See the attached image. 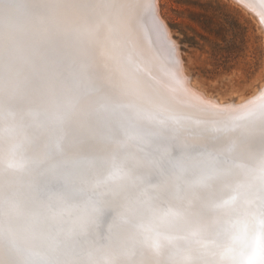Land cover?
Here are the masks:
<instances>
[{"label":"snow or ice","instance_id":"obj_1","mask_svg":"<svg viewBox=\"0 0 264 264\" xmlns=\"http://www.w3.org/2000/svg\"><path fill=\"white\" fill-rule=\"evenodd\" d=\"M158 12L0 0V264H260L264 87L241 105L187 87ZM161 52L189 111L138 102Z\"/></svg>","mask_w":264,"mask_h":264},{"label":"rangeland","instance_id":"obj_2","mask_svg":"<svg viewBox=\"0 0 264 264\" xmlns=\"http://www.w3.org/2000/svg\"><path fill=\"white\" fill-rule=\"evenodd\" d=\"M159 2L160 13L172 31V37L180 44L187 73H191L211 94L228 98L232 93L253 96L250 94L257 87V81L264 78V39L260 31L264 28L254 14L258 12L245 0L240 3L237 0ZM160 54L162 61H158L153 53L146 62V72L141 74L145 82L143 94L156 93L168 98L173 94L180 100L171 93L175 90L162 70L170 62L163 52ZM154 59L159 66L154 64ZM184 79L188 82L187 78ZM147 82L156 86L157 91L149 88ZM186 101L196 103L190 97Z\"/></svg>","mask_w":264,"mask_h":264},{"label":"bare ground","instance_id":"obj_3","mask_svg":"<svg viewBox=\"0 0 264 264\" xmlns=\"http://www.w3.org/2000/svg\"><path fill=\"white\" fill-rule=\"evenodd\" d=\"M160 0H155V2L159 5V2ZM245 2L249 3L250 6L256 10L257 12H260L262 9L260 8V0H245ZM248 9V8H247ZM251 13V12H249ZM254 16V15H253ZM158 17L160 19V21L163 23L164 25V34H165V38L167 39V41L169 42V46L174 50V57L180 62L178 64V66L181 68V77L182 78H187V81L186 84H187V87L189 86V88H192L193 90H196V91H199V92H202L204 93L207 97L209 98H218L220 100V103L221 104H224L226 102H230V101H235L237 105H241L244 103L245 99L248 98L249 96L248 95H245V94H240V93H232L231 96L228 98V97H223L221 96L220 94H211L209 92H207L205 90V88H203L202 84L191 74V73H187V70H188V67L186 66L185 64V61L183 59V54H182V51L180 50V44L179 42L174 39L172 37V31L170 29V27L167 25V22L165 21V19L163 18V16L161 15L160 13V6H159V12H158ZM256 17V16H255ZM257 19V18H256ZM262 32V35H263V39H264V29L263 30H260ZM146 72V71H144ZM148 73V72H147ZM152 73V72H150ZM145 74V73H144ZM155 76V75H154ZM158 78V77H156ZM151 79V78H150ZM160 79V78H159ZM153 80V79H151ZM157 81V80H156ZM148 83V86L149 88H152L153 91H157L155 90L154 88H156V86L154 87V85H152L151 83L147 82ZM258 87H264V78H261L257 81V87L255 89H253V91L251 92L250 95H255L256 93V90ZM164 89V88H163ZM170 92V90H169ZM171 93H175V95L180 99V100H177V98L173 97V94L172 96H169L170 98L166 97L163 95V98L167 101H170V102H173L176 104V106L180 107L183 109V111H189L187 110L186 108H189V104L190 102H187L185 103L184 101L187 99L189 100V97L186 96L185 94H180V93H177L176 91H171ZM151 95V94H150ZM180 95H182L183 97H181ZM142 96H146L144 94H142ZM147 97V96H146ZM154 97V96H153ZM159 97H161L159 95ZM192 102V101H191ZM261 103H264V101H260V100H256L254 102V104L250 105V107H256L257 105L259 106ZM144 104V103H142ZM193 104V103H192ZM257 106V107H258Z\"/></svg>","mask_w":264,"mask_h":264},{"label":"water","instance_id":"obj_4","mask_svg":"<svg viewBox=\"0 0 264 264\" xmlns=\"http://www.w3.org/2000/svg\"><path fill=\"white\" fill-rule=\"evenodd\" d=\"M159 55L158 56L156 55V57L157 59H159L158 61H162V59L160 58L162 56H159ZM154 64H157L159 66V64L157 63L155 59H154ZM151 94L152 95H149L147 97L141 96V98L139 99L138 102L140 103V106L143 109L147 111H152V112H161L164 114H173V113L179 114V113L186 112V111H183L182 108L176 106L175 103L165 100L162 96L159 97L158 95H156V93H151ZM23 151L25 155L31 154V149L29 145L27 144L24 145Z\"/></svg>","mask_w":264,"mask_h":264},{"label":"clouds","instance_id":"obj_5","mask_svg":"<svg viewBox=\"0 0 264 264\" xmlns=\"http://www.w3.org/2000/svg\"><path fill=\"white\" fill-rule=\"evenodd\" d=\"M259 261H260V264H264V254H261L259 256Z\"/></svg>","mask_w":264,"mask_h":264}]
</instances>
